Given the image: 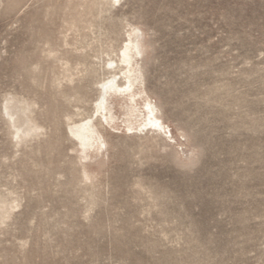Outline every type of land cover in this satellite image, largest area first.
Returning <instances> with one entry per match:
<instances>
[{
  "label": "rangeland",
  "instance_id": "1",
  "mask_svg": "<svg viewBox=\"0 0 264 264\" xmlns=\"http://www.w3.org/2000/svg\"><path fill=\"white\" fill-rule=\"evenodd\" d=\"M134 30L174 140L116 109L85 160ZM0 264H264V0H0Z\"/></svg>",
  "mask_w": 264,
  "mask_h": 264
},
{
  "label": "bare ground",
  "instance_id": "2",
  "mask_svg": "<svg viewBox=\"0 0 264 264\" xmlns=\"http://www.w3.org/2000/svg\"><path fill=\"white\" fill-rule=\"evenodd\" d=\"M136 30L130 34L128 43L124 46L120 56L119 62L123 65L122 74L114 73L99 83L100 97L95 103V109L93 108L97 115L96 119L92 115L81 122L69 125V133L78 141L85 160L99 157L103 146L107 145L98 129L99 127L103 128L105 123L114 129H119L120 118L115 112L116 109L122 113L123 123L129 131L133 132L137 128L140 131L142 128L143 130L160 132L166 138L174 140L170 127L160 116L158 105L153 103L151 98L141 89L143 79L140 58L143 52L140 37L135 33ZM109 63L111 67H118L115 61ZM6 111H13V107L9 104ZM27 111H29L28 108L22 111V132L25 134L36 133L38 128L29 123ZM13 116L11 115V118Z\"/></svg>",
  "mask_w": 264,
  "mask_h": 264
}]
</instances>
